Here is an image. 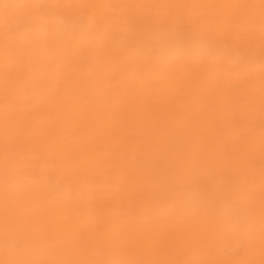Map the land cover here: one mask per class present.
I'll return each instance as SVG.
<instances>
[{
	"label": "bare ground",
	"instance_id": "1",
	"mask_svg": "<svg viewBox=\"0 0 264 264\" xmlns=\"http://www.w3.org/2000/svg\"><path fill=\"white\" fill-rule=\"evenodd\" d=\"M5 1L0 264H220L242 233L264 264V0Z\"/></svg>",
	"mask_w": 264,
	"mask_h": 264
},
{
	"label": "rangeland",
	"instance_id": "2",
	"mask_svg": "<svg viewBox=\"0 0 264 264\" xmlns=\"http://www.w3.org/2000/svg\"><path fill=\"white\" fill-rule=\"evenodd\" d=\"M125 0H120L118 3H116V7L118 9H122L124 8V6H127V1L124 2ZM6 4H8L9 6V2L5 1L1 4L0 6V10L3 9ZM7 7V6H5ZM17 10H21V9H17ZM196 13L193 12L192 14ZM58 15H61L62 14L59 12ZM194 16V15H193ZM5 18V19H4ZM8 15L7 14H2L0 16V25L1 24H5V22L8 20ZM39 18V17H37ZM130 54L134 55L138 52V50L136 48L134 49H128L127 50ZM208 56V55H207ZM246 61H248V59H246ZM160 65V64H159ZM145 69H141V72H143ZM42 75V73H41ZM43 76H39V74H35V75H32L28 81H26V87L30 90V91H40V92H43L47 87H46V83H45V79L42 78ZM166 79V77H161L158 81L159 82H163L164 80ZM235 79H228L227 83L229 85H234L235 84ZM52 83H54L53 81H51ZM49 105L51 104L53 106V104H56V100L55 99H51V100H47L46 101ZM56 106H58V103L56 104ZM50 118H47V120H49ZM65 124V122H64ZM245 125H248L250 124L249 122H244ZM236 127V126H234ZM76 133V131H74V134ZM243 137V136H242ZM73 140V139H72ZM216 142H218V140L216 139ZM216 143H213L211 144L210 146L214 145ZM212 148H215V146H212ZM106 153L104 152H100V160L102 161H113L114 159V151L113 149H109L107 148L105 150ZM77 158V157H76ZM74 160H71L69 163H64L63 164V168L66 167V169H73L75 166H77V161H80V160H83L82 158L80 159H75L73 158ZM174 159H171L170 161L173 162ZM254 160V159H253ZM261 160L257 161L255 163V166L257 164H260ZM174 163V162H173ZM226 164V161H220L218 163V165H224ZM171 167V166H170ZM169 167V168H170ZM195 173L196 174H202L203 171H204V168L201 166V167H197L195 170ZM27 178L26 179H31V181H34V180H37L38 178V175H35V172H28V174L26 175ZM163 181L164 183H173L174 182V179H172V177L170 176V174H165V175H160V181ZM178 191V188L177 187H173L171 189V192H177ZM15 194H17V192H15ZM10 196L12 194H9ZM126 195L128 196L129 194L126 193ZM199 195H196V196H193L192 198H198ZM130 198L128 197V200ZM8 201V200H7ZM23 200H19L18 198L13 201L12 203H10L7 208L10 209V210H15L16 211V208H20L21 206H23L25 209H27L25 207V205L22 203ZM2 205V204H1ZM123 204H121L119 206V208H121ZM141 209V210H140ZM143 207L141 208H135L134 210H132V212L130 213H126V214H123L121 217L122 219H127V218H135L136 215L140 214V213H143L144 210L142 211ZM145 215V214H144ZM143 216V215H141ZM135 225L133 227H128L127 229H124V230H128V234L132 232V230H130L131 228H134ZM130 231V232H129ZM206 231H210V226H206L204 227L203 229H201L200 233L199 234H203L204 232ZM127 231H122V234L125 233ZM198 235H194V238H196ZM120 235V234H119ZM229 236V237H228ZM227 237L225 236H222V237H219L217 240H214L212 241L211 243H214L213 246H210L208 247V252L207 254H209L211 256L210 259L220 263V264H239L241 263L244 259H253V257L259 253L262 252V248H257L255 247V244H253V242H250L247 240L246 238V234L242 233V234H239L237 237H233V236H230L228 235ZM212 237V236H210ZM129 238H126V239H123L122 240V243H129ZM131 244V243H130ZM11 244H8V246H10ZM31 245L28 244L24 247H22V249H30ZM182 246L180 245H173V246H169L168 248H166L163 253H162V257H165V258H169V260H167L165 263L163 264H169L170 261H173L174 257L176 255H178L180 253V250H182ZM206 254V255H207ZM206 255H203L202 257H206ZM44 257V256H43ZM170 257H173V258H170ZM35 258V261L36 262H40V261H43L41 257H34ZM38 258V259H37ZM2 259V258H1ZM261 262H264V253L261 254ZM58 264L59 262L56 261L54 262V264ZM109 264V263H108ZM110 264H118V262H110ZM120 264H123V263H120Z\"/></svg>",
	"mask_w": 264,
	"mask_h": 264
}]
</instances>
